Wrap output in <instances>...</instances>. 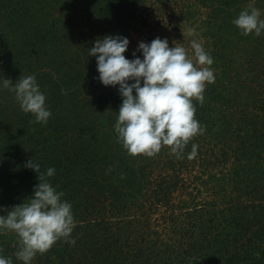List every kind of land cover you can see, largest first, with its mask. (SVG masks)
<instances>
[{
  "label": "rangeland",
  "instance_id": "374dc122",
  "mask_svg": "<svg viewBox=\"0 0 264 264\" xmlns=\"http://www.w3.org/2000/svg\"><path fill=\"white\" fill-rule=\"evenodd\" d=\"M251 6L264 18V0H0V79L35 75L52 113L35 123L0 90V215L32 195L34 159L55 168L48 179L76 222L75 244L59 240L32 264H264V33L232 23ZM106 34L129 39V59L156 37L211 53L215 81L202 105L193 98L205 131L181 158L117 142L118 86L88 56ZM0 250L21 264L15 233L0 234Z\"/></svg>",
  "mask_w": 264,
  "mask_h": 264
},
{
  "label": "clouds",
  "instance_id": "9594fccd",
  "mask_svg": "<svg viewBox=\"0 0 264 264\" xmlns=\"http://www.w3.org/2000/svg\"><path fill=\"white\" fill-rule=\"evenodd\" d=\"M232 23L243 35L264 33V18L255 6L242 9ZM190 43L191 56L183 46L169 47L167 38L156 37L151 42H139L129 59L124 55L129 39L106 34L95 39L89 48L88 56L96 58L100 82L118 86L122 103L113 127L117 142L129 155L151 157L163 146H169L179 159L191 138L205 131L195 118L193 98L203 104L206 84L215 81L210 67L214 59L201 42L193 39ZM137 51L142 58L136 55ZM2 89L14 93L21 111L32 114L35 123L48 122L52 113L35 75H21L15 83L3 77ZM196 147L192 145L189 158L196 154ZM25 167L38 172V183L21 204L2 209L6 214L0 215V234L15 233L16 259L32 264L38 253L47 252L59 240L75 244L71 233L76 222L72 204L63 199L65 193L48 179L54 176L55 168L42 170L34 159ZM0 264H13V260L0 254Z\"/></svg>",
  "mask_w": 264,
  "mask_h": 264
},
{
  "label": "trees",
  "instance_id": "16d2710c",
  "mask_svg": "<svg viewBox=\"0 0 264 264\" xmlns=\"http://www.w3.org/2000/svg\"><path fill=\"white\" fill-rule=\"evenodd\" d=\"M89 2V1H88ZM88 7V6H87ZM91 10V9H90ZM258 233H261L260 235L261 236H263L264 235V226L262 227V229L261 230H259V232ZM261 242H263L262 244H264V241H261ZM259 251H262L263 253H264V248H262L261 250H259ZM264 255V254H263ZM12 260H13V258H12ZM66 260L67 261H70L71 262V260H72V257L71 256H69V258H67L66 257ZM74 260V259H73ZM21 264H23L22 262H21Z\"/></svg>",
  "mask_w": 264,
  "mask_h": 264
}]
</instances>
